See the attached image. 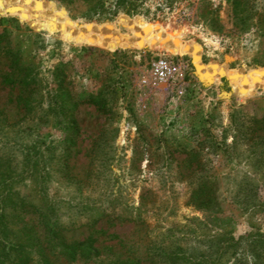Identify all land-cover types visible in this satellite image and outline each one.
I'll return each instance as SVG.
<instances>
[{"label":"rangeland","instance_id":"rangeland-1","mask_svg":"<svg viewBox=\"0 0 264 264\" xmlns=\"http://www.w3.org/2000/svg\"><path fill=\"white\" fill-rule=\"evenodd\" d=\"M203 1L88 19L84 0H0V226L32 239L26 264H174L161 248L214 264L221 235L264 232V128L247 132L264 112V0H242L252 18L211 0L218 31ZM62 20L104 28L85 38ZM162 55L184 64L175 83L152 80ZM90 239L74 258L58 246ZM263 262L243 240L215 264Z\"/></svg>","mask_w":264,"mask_h":264},{"label":"trees","instance_id":"trees-1","mask_svg":"<svg viewBox=\"0 0 264 264\" xmlns=\"http://www.w3.org/2000/svg\"><path fill=\"white\" fill-rule=\"evenodd\" d=\"M89 4V13L91 14L88 19H107V18H114L121 12H129V13H139L147 15L149 11H146L145 3L148 0H84ZM183 0H163V7H169L173 8L174 5L177 2H180ZM203 3L206 5L200 10V17L201 20L208 25L211 29L214 31L221 30L223 28L221 24L220 17L217 13L218 9H209V5L213 4L211 0H204ZM232 3L234 5L235 15L238 16V18L242 17H249L252 18L256 16L257 13L244 9H241V6L243 4L242 0H232ZM148 10V9H147ZM9 11L12 13H27V9L24 6H11L9 8ZM35 14L36 18H39L44 13L40 12L39 10H32ZM258 24L257 26L260 28V30H264V11L258 15ZM243 19V18H242ZM239 20V19H238ZM64 24H68L69 26H72L76 28V33H78L81 36L85 38H100L101 31L103 30L104 26L101 25H94V24H87V25H79L78 23L69 22L62 20L61 21ZM250 25L245 27L246 29H249L251 26H253V23H249ZM110 30V26L106 25ZM112 32V31H111ZM110 43L116 47H125L127 44L125 43L124 37L118 35V34H110V37L108 39ZM20 58L15 60V64H19ZM239 71H235L231 73V75H234V77L238 76ZM262 76L264 77V71L262 72ZM28 75L25 76L26 84H30L33 82V78L26 79ZM242 89V88H241ZM55 99L57 96H54ZM49 103H52L53 95L51 97ZM59 100V99H58ZM27 101V100H26ZM60 101V100H59ZM93 101V100H92ZM28 102V101H27ZM94 102V101H93ZM52 107V105H51ZM53 108H55L53 106ZM235 119L234 115L232 114L231 117V123L234 126L235 129ZM251 124L249 127V131L251 133H255L257 130L264 128V112L261 114H256L254 117L250 119ZM243 128V127H241ZM237 130V129H235ZM235 140V139H234ZM9 177L4 175V172L0 175V188H6L9 185ZM6 190V189H5ZM7 201L8 202V195L7 193H4L0 201ZM0 207L3 209L4 205H0ZM2 217L0 216V219ZM7 229V230H6ZM8 232V227L6 225L0 226V264H4L8 259H10L14 263L19 264H26L32 261V255L31 251L34 249L36 245H34L32 239H24V237H16L15 239L11 237H7L6 233ZM221 239H219V242H216V250L212 253L209 258L204 257V259H207V262L213 261V263H217L221 261V257L223 254L228 253L230 256L235 255L241 245V241L246 240V243L248 246H250L252 249L254 248V251L260 253V258H264V232L262 230L254 231L253 233H249L244 237L237 238L231 233L221 235ZM58 246H61V252L66 253L67 255L71 256L72 258L75 257L78 249L82 250L83 252L90 253L92 251L96 252L97 249L93 246V239H90L88 241L84 242H75L73 244H66L60 242ZM41 248V247H40ZM162 254H170L169 258L173 261L174 264H190L192 263V260L195 258V254L187 253V251H173L171 253L166 252L161 248ZM160 253V254H161ZM5 260V261H4ZM240 261H238L239 263ZM264 264V262L262 263Z\"/></svg>","mask_w":264,"mask_h":264},{"label":"built area","instance_id":"built-area-1","mask_svg":"<svg viewBox=\"0 0 264 264\" xmlns=\"http://www.w3.org/2000/svg\"><path fill=\"white\" fill-rule=\"evenodd\" d=\"M183 67V63L175 62L169 56L162 55L152 61L150 75L154 84H171L180 78ZM143 82L146 83L147 79H144Z\"/></svg>","mask_w":264,"mask_h":264}]
</instances>
